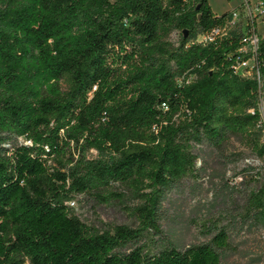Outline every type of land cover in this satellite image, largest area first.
<instances>
[{
	"label": "trees",
	"instance_id": "16d2710c",
	"mask_svg": "<svg viewBox=\"0 0 264 264\" xmlns=\"http://www.w3.org/2000/svg\"><path fill=\"white\" fill-rule=\"evenodd\" d=\"M231 17L209 0H0V264H221L224 227L180 249L161 243L160 212L196 170L195 146L260 121L262 89L234 71L242 29L196 42ZM257 64L264 77V38ZM250 174L240 217L264 229V165ZM116 187L138 200L140 227L96 233L70 203Z\"/></svg>",
	"mask_w": 264,
	"mask_h": 264
},
{
	"label": "rangeland",
	"instance_id": "374dc122",
	"mask_svg": "<svg viewBox=\"0 0 264 264\" xmlns=\"http://www.w3.org/2000/svg\"><path fill=\"white\" fill-rule=\"evenodd\" d=\"M259 1L264 4V0ZM240 4L241 0H209L211 9L218 16L237 9ZM258 20V31L264 36V18ZM241 21L245 28V20ZM182 39L183 34L173 30L164 38V45L176 49ZM261 89L258 110L264 108V78ZM254 143L259 148L264 145V127L257 126L251 137L229 136L219 148L208 144L195 146L193 152L199 156L196 170L169 190L162 204V244L186 249L207 243L211 235L207 234L206 228L217 224L227 230L231 242V249L223 255L221 264H264V229L251 221H242L240 217L248 194L258 186L253 174H241L264 165V156L255 150ZM87 157L97 158L98 153L91 151ZM102 195L107 199L106 203H100L92 196L80 197L72 203L75 215L84 224L96 233L119 225L140 227L132 211L139 202L129 190L116 187Z\"/></svg>",
	"mask_w": 264,
	"mask_h": 264
},
{
	"label": "built area",
	"instance_id": "2783aa9c",
	"mask_svg": "<svg viewBox=\"0 0 264 264\" xmlns=\"http://www.w3.org/2000/svg\"><path fill=\"white\" fill-rule=\"evenodd\" d=\"M231 21L225 25L214 29L212 32L206 35H200L196 39V42L204 46L216 44L225 40L231 31H234L237 27H240L243 32L241 40V49L239 53L241 58L238 59L234 66L236 75L244 79L256 80L261 88L262 77L259 66L257 64V54L261 40L264 38L258 31V18H264V4L259 0H241L240 6L231 11ZM245 20V28H242V21ZM252 115L256 112L250 111ZM260 121L258 127H264V108L258 110ZM73 207V204L70 203Z\"/></svg>",
	"mask_w": 264,
	"mask_h": 264
}]
</instances>
